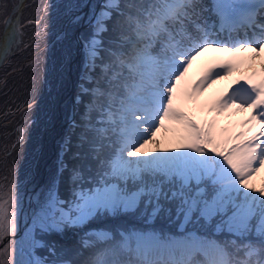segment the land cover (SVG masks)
Masks as SVG:
<instances>
[{"label":"snow or ice","instance_id":"6c2138e0","mask_svg":"<svg viewBox=\"0 0 264 264\" xmlns=\"http://www.w3.org/2000/svg\"><path fill=\"white\" fill-rule=\"evenodd\" d=\"M0 8L2 64L23 25L19 7L15 19ZM89 23L81 85L89 100L55 175L28 194L24 241L16 169L0 182V264H264V0H104ZM219 81L228 83L207 111L246 114L231 131L193 115ZM97 220L105 223L60 255L45 239ZM82 249L89 254L78 261Z\"/></svg>","mask_w":264,"mask_h":264},{"label":"bare ground","instance_id":"6f19581e","mask_svg":"<svg viewBox=\"0 0 264 264\" xmlns=\"http://www.w3.org/2000/svg\"><path fill=\"white\" fill-rule=\"evenodd\" d=\"M96 3L97 0H0V5H7L6 12L13 19L19 7L16 15L23 25L22 43L4 53L6 59L0 64V182L5 177L10 181L12 170L16 169L21 196L18 242L24 241L30 223L28 194L45 185L56 173L59 146L71 122L70 107L77 96L71 89L78 80L79 84L82 82L83 77L78 74L85 68V39L81 34L84 26L81 25L91 18ZM4 11L0 8V13ZM74 16L80 17L78 23L71 22ZM4 18L0 14V20ZM29 20L35 23L28 24ZM4 35L5 27L0 23V42ZM205 59L202 57L193 63L189 70L193 81L203 75ZM247 72L245 69L244 74ZM227 83H220L205 93L200 107L193 108L198 124L209 118L216 122L217 128L227 127L230 131L233 125L239 124L240 121L227 124L226 118L207 111V106ZM21 129L23 140H19ZM35 254L40 256L36 251ZM22 258L18 252L17 259Z\"/></svg>","mask_w":264,"mask_h":264},{"label":"rangeland","instance_id":"374dc122","mask_svg":"<svg viewBox=\"0 0 264 264\" xmlns=\"http://www.w3.org/2000/svg\"><path fill=\"white\" fill-rule=\"evenodd\" d=\"M200 2L203 3V4H205V5H208V4L211 3L210 0H200ZM205 15H207V13H205ZM81 32H82L81 34H82V36L84 37V39H86L87 36L90 35V26L88 25V26L84 27L83 30H82ZM82 80H84V79H82ZM223 82H224V81H221V83H223ZM217 84L219 85L220 83H217ZM215 88H216V86H210V87L207 89L206 92H211V91L214 90ZM206 92H205V93H206ZM87 103H88V102H87ZM74 104H75V103L73 102L72 105H71V107H70V109H71V118H70V121H71V122L69 123V125L67 126L66 130L64 131V133H63V135H62L61 144H60V146H59L60 153H59V157H58V159H59L60 156H61V145L64 143V141H65L66 138H70V136H69L70 131L73 130V128H71L70 130H68V128H69V127H72V123H73V121H74L73 116L75 117V114H76V113L74 114L75 109H76V108H75L76 105H74ZM77 104H78V103H77ZM245 116H246V114H243V113L240 114V115H233V110H229L228 112H225V113L223 114V118H226V123H227V124H233V123H235V122L242 121V120L245 118ZM75 118H76V117H75ZM208 121H209V119H208ZM253 132H258V128H253L252 132H249L248 135H252ZM66 157L71 158V154H68V155L65 156L64 158L66 159ZM60 190H61V194H62V195H67V185H66V184L62 183V184H61V188H60ZM80 230H82V229H68V230H66V231H65L64 233H62V234L66 235V236H68V237L79 236V232H80ZM45 239H46L47 241L53 242L52 244H53V245L55 246V248L58 250L57 255H60L59 250L72 249V248H71V244H68V245H67L66 243H60V242H57L56 244H54L55 241H57V240H55V237L52 236V235H49V236L45 237ZM36 253H38V254L40 255V257H43V258L48 259V260H51V259L57 258V257H55V256H53V255H50L49 252H48L46 249H36Z\"/></svg>","mask_w":264,"mask_h":264},{"label":"trees","instance_id":"16d2710c","mask_svg":"<svg viewBox=\"0 0 264 264\" xmlns=\"http://www.w3.org/2000/svg\"><path fill=\"white\" fill-rule=\"evenodd\" d=\"M89 26H90V32H91V25H89ZM109 35L110 34H108V33L105 34V39L106 40H107V38H108ZM88 100H89V97L87 95L81 94V101H82V103H78V108H77V111H76V114H75L76 122L77 123L80 122V113L83 110V105L86 104L88 102ZM78 132H79V128H76V129H74L73 131L70 132L69 136H70V139L73 142H75L76 134ZM66 160H68L70 162L71 161V158L66 157ZM103 223H105V222L100 221V220H97V221H93V222L89 223L88 225H85V227L82 230H80L79 236L68 237V236H66L64 234H55V233L54 234H51V235L55 237V240H57V241H55L54 244H56L57 242L66 243L67 245L68 244H71V248L72 249H75L79 245V242L81 240V237L84 236L85 232L90 231L92 228L101 227V226H103ZM109 223H111V222H109ZM119 223L128 224V223H130V220L125 219V218H121V220L119 221ZM168 227L171 228L172 231H176V229L173 228L172 226H168ZM221 238H223V237H221ZM88 254L89 253H88V250L87 249H82L81 252H80V255L79 256H75L74 258L77 259L78 261L79 260H84V259H86L88 257Z\"/></svg>","mask_w":264,"mask_h":264},{"label":"water","instance_id":"95a60500","mask_svg":"<svg viewBox=\"0 0 264 264\" xmlns=\"http://www.w3.org/2000/svg\"><path fill=\"white\" fill-rule=\"evenodd\" d=\"M103 2H104V0H97L95 11H97L98 6L101 5ZM91 17H92V16H91ZM90 19H91V18H90ZM90 19H89L88 21H86L85 23H83L81 26L86 27V26L90 25V23H89ZM81 26H80V27H81ZM80 27H79V28H80ZM79 28H78L77 30H79ZM82 71H83V68H82ZM81 75H82V72H81L80 75L78 74V77H81ZM77 85H78V83L76 82L75 84H73L72 89H71V91L73 90V95H74V96H75V94H76V92H77V90H78V86H77Z\"/></svg>","mask_w":264,"mask_h":264}]
</instances>
